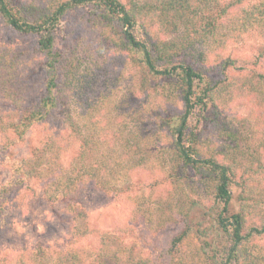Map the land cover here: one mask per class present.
Listing matches in <instances>:
<instances>
[{
	"label": "trees",
	"instance_id": "obj_1",
	"mask_svg": "<svg viewBox=\"0 0 264 264\" xmlns=\"http://www.w3.org/2000/svg\"><path fill=\"white\" fill-rule=\"evenodd\" d=\"M83 9L88 11L82 14ZM70 18L86 36L95 31L129 59L141 74L148 105L154 104L151 129L154 143H162L156 159L165 163V181L180 197L178 203L166 201L167 214L156 219L161 231L176 228L156 254H145L124 238L107 245L102 234L95 247L80 244L95 237L77 199L80 189L87 184L97 188L108 178L123 184L115 193L137 195L129 173L148 158L129 142H123L118 155L108 152L104 134L103 160L84 168L67 162L78 142L83 151L91 147L69 95H80L86 84L95 83L78 70L81 61L72 59V49H56V30ZM0 22L18 34L36 35V52L43 57L42 89L34 101L24 74L28 54L0 44V157L9 170L0 184V228L21 216L38 185L45 201L63 205L55 217L70 243L54 250L41 244L0 247V264H264L263 197L250 193L247 180L264 175V164L253 168L256 157L248 151L239 158V136L220 111L222 102L230 104L239 91L252 96L263 91L264 74L224 50L227 43L264 40V0H0ZM204 48L214 55L212 61L198 54ZM262 59L258 54L254 65ZM153 80L159 84L150 88ZM168 106L177 110L160 117V109ZM195 110L208 113V129L216 131L209 144L205 130L190 126ZM36 127L43 133L37 146L27 156L14 157L13 149ZM228 150L236 153L228 158ZM137 205L133 212L144 215L140 199ZM145 220L151 227L146 223L153 220Z\"/></svg>",
	"mask_w": 264,
	"mask_h": 264
},
{
	"label": "rangeland",
	"instance_id": "obj_2",
	"mask_svg": "<svg viewBox=\"0 0 264 264\" xmlns=\"http://www.w3.org/2000/svg\"><path fill=\"white\" fill-rule=\"evenodd\" d=\"M120 1L125 3L128 0ZM87 11L83 9L81 13ZM37 38L36 35L18 34L0 22V44L26 51L28 54L24 74L26 83L31 88L29 98H33L34 101L39 99L43 76L41 66L43 57L36 52ZM55 45L56 49L62 51L72 49L75 52L72 59L81 61L78 70L87 72L90 75L88 78H92L95 82L86 84L80 95L79 93L69 95L70 109L80 121L84 140L90 142L88 145L91 147L83 151L78 149L81 145V142H78L67 162H71L72 167L84 168L93 161L95 163L103 160L100 149L103 148L104 134H108V152L115 151L118 155L122 151L123 142H129L131 146L137 147L139 153H145L144 157L148 158L146 163L129 173L132 175L137 195L130 192L115 193L118 187L123 188V184L108 178L102 180L103 182L97 188L87 184L80 189L77 199L88 213L86 226L95 235L93 239L81 241L80 244L95 247L99 241V235L102 234L107 245H113L112 243L124 238L125 243L136 244L145 254L151 252L156 254L163 246L165 238L176 229L174 227L161 231L162 224L156 219L162 214H167L163 208L166 201L178 203L180 197L177 190L165 181L167 174L165 163L156 159L159 154L157 146L162 143H154L155 136L151 129L155 121L154 104L148 105L149 99L144 92L146 87L141 85V74L121 52L112 45L108 46L106 42H102L95 31H92L90 37L86 36L72 18L60 22L56 30ZM226 47L225 53L241 57L251 64L248 67L249 70L264 74V40L250 39L242 43L236 41L227 43ZM219 48L223 52L222 47L219 46ZM198 51V54L204 53L209 56L210 61L214 59V55H210L206 48ZM258 54H262L263 59L255 66L253 62ZM158 84L155 80L150 81V88ZM260 87H263V91L257 93V96L250 95L249 91L237 92L230 104L222 102L220 110L223 112V120L233 123L235 133L239 136V158L242 159L247 151L256 157V161L251 163L253 168L264 164V81L261 82ZM167 108V110L160 109L158 112L160 117L169 116L177 110L171 106ZM206 116L209 117L208 113L195 110L190 118V126L193 128L198 124V131L205 130L204 137L209 144V136H214L216 131L208 129V123L204 119ZM197 120H200L199 123ZM119 129L120 135H118ZM42 134L41 127L31 130L26 140L13 149L14 157L27 156L37 146ZM152 146L157 148L150 152L149 149ZM235 153V150L224 152L228 158ZM116 156L113 155L112 158ZM123 159L127 160V158ZM138 159L139 157L136 158ZM239 177L240 174L237 175L236 184L232 188L233 197L237 194L236 185L240 181ZM8 178L9 170L0 157V184ZM247 180L250 182V193L259 198L263 197L261 201L263 203L264 175L251 176ZM100 188H107V191H100ZM168 191L171 192V196H167ZM40 194L39 186L35 185L34 194L27 196L29 202L21 216L11 217L8 221L9 225L0 228L2 249L19 250L26 246L40 244L45 247L50 246L52 250L70 246L69 239H66L65 227L58 223L55 217V214H60L63 205L60 202L49 203ZM139 199L142 201L141 208L145 210L144 215L133 212L134 208L139 206L137 205ZM147 217L153 220L146 223L152 228L145 225ZM165 218L163 216V220ZM79 224L83 223L79 222Z\"/></svg>",
	"mask_w": 264,
	"mask_h": 264
}]
</instances>
